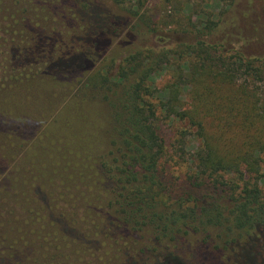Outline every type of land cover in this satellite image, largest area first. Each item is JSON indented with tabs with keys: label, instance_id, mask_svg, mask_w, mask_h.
Wrapping results in <instances>:
<instances>
[{
	"label": "trees",
	"instance_id": "obj_1",
	"mask_svg": "<svg viewBox=\"0 0 264 264\" xmlns=\"http://www.w3.org/2000/svg\"><path fill=\"white\" fill-rule=\"evenodd\" d=\"M43 1L10 0L8 8L0 9V98L21 93L27 82L49 79L67 89V82L72 85L76 79L77 92L89 90L94 102L101 94L105 116L103 133L97 137L102 144L92 152H63L75 160L70 165L74 186L55 183L43 188L44 199L55 208L52 229L46 233L31 232L24 218L4 205L29 183L20 179L26 167L21 163L16 168L11 190L0 187V241L17 236L6 253L0 252V264H206L217 258L216 250L194 263L198 255L190 260L177 248L193 239L211 241V236H217L214 248L226 252V264H264V97L251 105L260 113L253 129L244 131L233 130L234 117L231 121L224 114H210L208 107L205 114L214 128L207 132L203 117L180 109L175 96L162 103L167 118L186 119L203 136L196 149L178 155L188 165L176 186L160 175L169 146L157 125L156 106L145 98L152 93L153 72L192 57L204 75L215 67L232 79H243L245 83L232 82L236 97L262 95L264 61L245 56L241 48L231 55L222 50L240 39L230 35L226 20L201 28L190 22L192 39L174 48L166 46L161 35L159 48L146 41L131 48V41L121 43L120 38L125 29L154 25L146 13L127 7L123 13L111 11L99 0H53L52 10L46 12ZM233 1L239 28H255L246 9L235 10L239 0ZM229 106L221 105L231 116ZM56 128L51 143H77L76 133H66L58 124ZM191 134L179 129L176 149ZM6 176L0 178V186ZM31 179L33 184L36 176ZM84 182H89L90 195ZM104 196L106 203L101 201ZM142 233L150 235V245L136 248ZM129 234L133 239L121 253L102 263L105 242L119 244ZM135 243L137 253H131L128 246ZM149 256L150 263L145 261Z\"/></svg>",
	"mask_w": 264,
	"mask_h": 264
},
{
	"label": "rangeland",
	"instance_id": "obj_2",
	"mask_svg": "<svg viewBox=\"0 0 264 264\" xmlns=\"http://www.w3.org/2000/svg\"><path fill=\"white\" fill-rule=\"evenodd\" d=\"M52 1H43L46 12L52 10ZM119 1L99 0L100 4L108 10L122 11L121 13H123V7H127L140 13H146L151 17V21H155L154 25L147 26L141 23L136 28L125 29L120 40L121 43L131 41L132 44L128 47H142L144 41L158 47L157 36L161 35L166 38L164 41L166 46L174 48L173 44L181 40L192 39L190 22L201 28L204 24H209L212 21L226 20L230 35L240 37V39L231 42L230 46H224L222 50L228 51L231 55L236 49L241 48L245 56L259 57L264 61V0H239L236 3L235 10L241 13L242 10L246 9L250 20L256 23L257 26L254 25L255 28L250 29L248 26H245L246 29L239 28L238 20L234 17L236 12H233L231 6L233 2V8L235 7L233 0ZM9 5L10 0H0V9L8 8ZM132 21L133 18H130V22ZM180 23L186 29L182 30ZM228 47H232V49ZM213 68L215 70L204 75L202 73L204 71L200 68V62L192 57L181 62L173 61L171 65L152 73V93L145 98L156 106L157 125L169 146L170 156L165 157L159 165L160 175L167 184L172 183L176 186L180 183V178L183 172L187 170L188 164L185 160H178V155L182 154L183 151L187 153L196 149L203 137L198 132V128L189 124L186 119L166 117V113L161 110V105L168 97L175 96L181 104L180 109L191 111V114L195 112V115L201 119L203 117L204 130L207 132L214 128L213 121L205 114L208 107L210 114H224L222 117L231 121L234 117L237 124L233 130L236 131L253 129L255 125L253 120L260 113L259 108L251 107V105H258L256 99L263 98L264 92H261L262 95H255L254 97L244 95L238 98L232 88V82L245 83V81L238 78L232 79L230 74L224 70L221 71V68ZM74 81L76 79L72 81V85L71 82H67V89L59 87L56 81L49 79L27 82L21 93L10 92L0 98V178L8 175L0 187H4L6 192L11 190L10 186L13 184V178L16 175L15 170L18 166L20 167L21 163L26 167V171L22 172L24 178L21 177L20 179H29V183L21 189L23 192L8 199L4 205L8 207L7 209L18 212L27 222L31 232L46 233L52 229L51 223L54 220L52 213L55 212V208H51V205L44 199L45 190L43 188L47 184L55 183H62L68 188L74 186L72 183L74 175L73 171L70 170V165H74L75 160L70 155H64L63 152L70 150L92 152L100 148L102 144V138L97 137L103 133L101 130L102 118L105 116L104 104L100 99L101 94H98V100L94 102L89 90L83 91L85 92L83 95L80 91L77 92ZM169 87L170 89H168ZM196 93L197 97H195ZM228 102L230 103L228 109L231 116L226 115V108L221 107ZM63 104L68 107L62 111L63 113H60ZM56 119H58V123L55 122ZM57 124L66 133L67 131L70 134L71 132L76 133L77 143L71 145L51 143L52 136H57ZM182 127L194 134L188 135L184 144L177 145L176 149L175 141L178 140V132ZM230 128L232 129V124ZM61 136L65 138L62 134ZM33 175L36 176V180L32 184L31 177ZM100 179L102 180L101 175ZM88 183H82L83 188L87 190L86 195L91 193L87 189ZM99 186L100 189L104 190L102 182H99ZM38 187L41 190H38ZM103 199L101 201L106 203V196ZM141 235L140 244L136 248L150 245V235L147 233ZM16 237L12 234L11 240H1L0 252L6 253L13 245L10 242L16 240ZM131 239L133 236L129 234L122 238L119 244L111 245L110 240L106 241L101 249V262L103 263L104 260L112 257L114 253H121L120 250L124 249L127 241H132ZM211 241L202 243L193 239L189 242H183L177 249L190 260L198 255L193 261L194 263L196 260L199 263L205 255L208 258L211 257V249H213L216 250L217 258L204 263L226 264L224 262L226 252H221L220 248H214L217 236H211ZM135 246L136 243L129 245L128 250L131 253H137L134 252ZM145 259L148 263L151 262V256Z\"/></svg>",
	"mask_w": 264,
	"mask_h": 264
}]
</instances>
